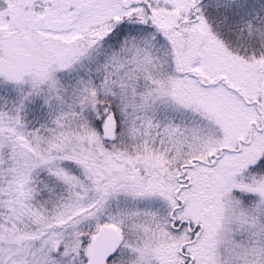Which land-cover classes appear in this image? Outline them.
I'll list each match as a JSON object with an SVG mask.
<instances>
[{"label":"snow or ice","instance_id":"6c2138e0","mask_svg":"<svg viewBox=\"0 0 264 264\" xmlns=\"http://www.w3.org/2000/svg\"><path fill=\"white\" fill-rule=\"evenodd\" d=\"M0 264H264V0H0Z\"/></svg>","mask_w":264,"mask_h":264}]
</instances>
